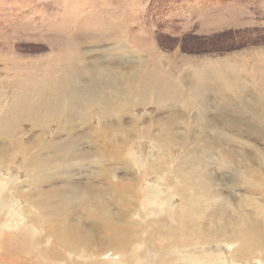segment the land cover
Returning a JSON list of instances; mask_svg holds the SVG:
<instances>
[{
	"label": "bare ground",
	"instance_id": "obj_1",
	"mask_svg": "<svg viewBox=\"0 0 264 264\" xmlns=\"http://www.w3.org/2000/svg\"><path fill=\"white\" fill-rule=\"evenodd\" d=\"M55 37L57 39L49 41L50 44H55L57 40L59 43L63 38L59 34H56ZM63 44L66 46L65 43ZM125 44L128 45L126 42ZM54 46L56 47L57 45L55 44ZM51 47L55 49L53 46ZM97 59L92 61L96 63L95 66H99ZM99 67H96L95 71L93 70V74L90 75L93 78L90 79L97 84H106L105 76L110 86L122 85L124 88L129 86V90H126V94L124 95L126 97L125 101L129 105L133 103L134 98L137 103L147 104L157 102L158 104H163V102L159 101L163 96L171 97L173 100L174 96L180 95L176 89L164 91L163 88L160 89L159 87L158 92H156L153 86H147L143 83L142 85H134V80L138 81L143 76V74L140 75L141 73H139L137 67L129 66L131 71L120 73L119 76L118 74H112L111 71L114 68L102 70L103 68L99 69ZM224 70L230 71L233 76L236 73V68L233 67H223ZM223 71L213 72L209 77L203 76V74L199 78L195 77L203 87L211 88V96L218 102L215 104V107L213 106L216 116H219L217 118H215L216 116L213 117L215 121L207 115V110L211 111V103L208 102V104L207 98H203L200 108L198 107L193 112L188 107H185L184 110L171 109L175 111L170 112L177 115H174L167 123L164 124L160 121L143 126L149 128L150 131H146L145 133L148 134L149 140L156 144L154 148L158 150L159 154L151 160L145 159V161H142V170H139V173H136V171L140 168V164H138L140 161H135L134 155L130 158L128 154L126 158L127 164L124 165L128 170L130 167H135L134 171L136 175L132 176L133 170L132 172H125L127 174L125 175V179L129 177L132 181L126 179L120 182L121 180L112 181L111 178L107 179V174L110 175L107 168L109 164L106 161L104 164V159L99 153L95 155L90 153L89 147L93 148L92 143H96L98 139L94 137L93 129L92 131L88 130V128L91 129V126L94 129L97 127V130H99L102 127L101 125L105 124V120L99 114H94L92 109L91 112L89 110L92 113V117L90 118L89 116L88 120L85 119L86 117L81 113L83 110L80 109L82 110L81 112L77 111L76 107L72 104L78 101V99L73 101V97H69L70 94H68L67 90L65 91L66 88L60 89L58 88L60 86H55L56 83L47 84L49 86H47V90L46 87L44 88L45 93H43V90H40L36 86L34 87V93L37 97L35 100H31L28 104L25 103V105H23L24 103L16 104L15 102L8 104L6 111L10 113L17 110L14 113L17 117L20 115L18 118H22L19 119L20 122L16 120L14 126L5 121V119L0 122V137H2L0 139V170L17 164L16 161L18 160V165L22 167L21 169L25 168L28 176L33 175V177H30L31 179H28V188L21 192L17 191L16 186L10 187L12 180H9L8 177L0 178L1 219L4 216L3 221L0 219V225L2 226L0 236L7 231L6 229L10 230V227L11 229L15 227L19 219L23 218V214H26L24 219L29 224L28 229H25L27 240L25 239L26 237L12 236V234L6 237L9 239V242H11V239H14L19 244L18 247H14L15 242H11V247L7 251L8 254L14 256L20 250L27 249L29 245L32 248L37 247L36 242L50 239L52 242L44 252V255L50 256L52 260H59L60 257H63L64 260L62 262L64 264H106L109 260L107 259V261L105 257L109 258L110 256L112 257L110 261L113 260V264H145L143 259L147 258L148 253L157 250H166V253L171 256L172 254H177L176 260L180 264H257V258L264 264V185H262L264 183V153H261L260 149L251 145V143H234L235 140L240 138L238 134H245V132H241V128L246 131V134L247 131H253L252 133L256 137L264 139L263 96H259L260 94L258 95L255 91L252 92L253 89L252 91L248 89L246 92L243 91L240 95L234 96L236 95L235 93L233 95L229 92L231 87L226 85L227 81H222V78L225 77ZM85 72L84 74L89 76L90 73L88 74L86 70ZM105 72L107 73L106 75ZM160 79L163 80V78ZM173 82L172 84H174ZM72 83H75V81L73 82L72 80ZM167 86L169 85L167 84ZM100 90L99 88L96 89L99 93L105 92L108 94V92L113 91L121 93L120 87L113 91ZM124 91L122 90V92ZM91 93L97 94L95 92ZM93 96H88V93H85L76 103L82 102L86 106L91 107L96 105L99 111H104V108L108 106L101 104L97 95L96 97ZM247 97L249 99H246ZM187 102L189 101L187 100ZM80 103L79 105L81 106ZM88 106L86 108H89ZM230 112L236 114L246 113L248 117L244 119L241 116L233 114L232 117L235 123H232L231 126L227 124V126L225 124L227 122L226 116L228 113L231 115ZM104 114L106 113L104 112ZM74 115L85 119L81 122V124L86 126L84 130L82 129L81 135H83V139L86 142L90 143L87 144L88 148L83 149V152H87L84 155L86 156L84 158L86 165L88 163L96 165V170L90 171L84 177L85 181L80 182L74 181V176H66L65 174L67 171L72 170L73 163H78L83 158V154H81L82 156L75 154L73 146L78 144V141L75 139V135L70 134L71 131L66 129L65 120L61 119H69L74 117ZM121 116L123 115L119 114L115 119H119ZM177 118H180V123L185 125L179 127ZM187 118H191L195 126L187 125ZM118 119L114 120V122L113 119H110L108 123V127L110 124V128L104 129L106 131L109 130L108 136L110 134L109 137H104L106 140L109 139L113 140V143L118 142L122 144H119L121 145L119 147L114 146L109 148L110 144L107 142L105 147H108L106 149L109 151L107 152L108 156H111V162L112 160L116 162L123 159L119 153H114V151L120 150L123 146L126 147L135 129L134 135L136 137L134 141L138 140L142 133V126L138 125V128L137 126L134 128L129 127L130 129L125 127L124 129L123 126H120V120L118 121ZM25 121H30L31 125L34 124L31 126V131L28 134L20 130L22 122ZM133 121L136 124L134 119H132ZM93 122L97 123L94 124ZM224 124L227 127H232L231 135L222 131ZM51 125H55L53 135L59 134L63 129L67 130L66 135L58 142H53L55 140L53 138H47V134L48 136L52 134ZM154 126H156L157 132L154 131ZM35 128L36 130L34 131ZM179 128H182L183 131H180ZM194 130H198L197 135ZM227 130L229 129L227 128ZM194 134L195 136H193ZM233 134L236 137H232ZM23 135H26V138L28 136V139L26 140ZM199 136L203 139L207 137V141L209 139L211 141L204 143L203 139L201 140ZM106 140L103 143H106ZM134 141L130 140L128 144L131 145ZM170 146H179L182 150L176 167L173 166L172 160L167 155L162 154V150ZM71 151L72 153H70ZM213 153H215L216 157L213 156ZM131 163H133L132 166ZM212 163L213 165H218L220 171L221 166L224 168L225 173L221 175L222 173L220 172L221 178H218L217 173L215 174L210 169H207V166H212ZM102 164L106 168H103ZM202 164L205 166L204 169H202ZM99 173H105V175L98 176ZM151 173L157 174V177L163 178L168 183L173 180L168 174L175 175L174 180L178 184L170 189L172 190L170 197L173 208L165 211L163 208L164 202L158 203L157 200H155V205L152 206L155 208L154 215L157 217L165 214L169 217V219L167 217L165 219L174 221L171 225L167 226L161 220L142 221L143 223H141L133 217L135 216V211L139 209L142 202L148 197L146 192L141 193L140 185L133 180L138 179L139 182L140 180H144V177L147 178ZM138 175L141 177L137 178ZM97 176L101 179L95 185L91 181L94 180L92 178H96ZM214 179L218 181L215 190L211 187ZM156 188L158 187L155 186ZM156 191L155 193H158ZM16 193L20 194L17 196L23 202L20 215L15 211L16 206L18 204L20 206L21 204L19 202L20 199L14 198L16 196L14 194ZM175 196L180 199L178 205L174 203ZM259 197L263 201L258 200L257 198ZM7 200L8 202H6ZM113 208L116 210H110ZM201 214L202 220L200 218ZM50 216H53L55 219H51ZM151 226L159 228L157 235L150 233L138 235ZM40 230L43 231V236L37 235ZM151 243L154 244V250L148 246ZM176 244H181V246H176ZM132 245L141 247L140 252L135 248L136 259L134 261H125L124 257V259L118 258V256H126L128 249ZM221 246L226 247V249L229 247L230 260L224 255V249L218 248ZM2 250L10 263L16 264L14 257L7 255L4 247ZM66 255L76 257V259L68 261ZM143 256L146 257L144 258ZM0 260H3L2 255H0Z\"/></svg>",
	"mask_w": 264,
	"mask_h": 264
},
{
	"label": "rangeland",
	"instance_id": "obj_2",
	"mask_svg": "<svg viewBox=\"0 0 264 264\" xmlns=\"http://www.w3.org/2000/svg\"><path fill=\"white\" fill-rule=\"evenodd\" d=\"M159 1L160 0H0V122L5 119V121L14 126L15 121L21 119L22 117L18 118L20 115L17 117L15 114L17 110H14L15 113L14 111L8 113L6 111L8 104L15 102L16 104L24 103L23 105H25V103L28 104L31 100H35L37 97L34 93V87L36 86L39 87L40 90H43V93H45L44 88L46 87L47 90V86H49L47 84L56 83L55 86H60L58 88H66L65 91H68V94H70L69 97H73V101H76L77 99L79 101L85 93H88V96L94 95L96 97L97 95L100 103L108 106L104 108V111H99L96 105L92 107L87 105L89 108H86V104L82 102H79L81 104L80 106L79 103H76L78 101L73 102L72 104L76 107L77 111L79 110V112H81L83 110L81 113L84 114L86 117L85 119L87 120L89 116L90 118L92 117V113H90L91 109L92 112L94 111V114H99V116L105 120V124H100L102 127L104 125V127L102 128L100 126L101 128H99V130H97V127L94 129L92 126L91 129L88 128L89 131H92L93 129L94 137H97L98 139L96 143H92L93 148L89 147L90 153H93V155L99 153V155L104 159V164L105 161L109 164L107 168L111 172L107 170L108 173H110V175L107 174V179L111 178L112 181L121 180L120 182H123L126 179L128 181H132L129 177L125 179V175H127L125 172H132L133 170L132 176L134 177L136 175L134 171L135 167H130L128 170L125 166L127 164L126 158L128 157V154L130 155V158L134 155L135 161H140L138 162V164H140V168L137 169L136 173H139V170H142V161H145V159L151 160L159 154L158 150L154 148L156 147V144L150 141L148 138L149 136H147L148 134L145 133L146 131H150L149 128L143 127L144 125H149V123L151 124L152 122L158 123L160 121L164 124L167 123L172 117H174V115H177L176 113L174 114L170 112L175 111L171 109L177 108L178 110H184L185 107H188L191 109V112H193L198 107L200 108L201 100L203 98H207V103H211L212 108L211 111L207 110V115L215 121L213 117L216 116V112H214L213 108L218 102L211 96V88L205 86L203 87L199 80H196L195 77L199 78L202 74L203 76L209 77L213 72H217L219 70L223 71V67L236 68L234 76L230 73V71H223L225 77L222 78V81H227L226 85L231 87L229 92L233 95L235 93L236 95L234 96H238L243 91L246 92L248 89L252 91L253 89L252 92L255 91L258 95L260 94L259 96H263L264 101V0H238L236 8L234 9L235 23H233L231 27L222 31H216L209 35H202L197 30H193L189 33V35L188 32H186L182 39L176 37L171 39L168 43V47L166 45L156 44V33L158 27L160 29L164 27L161 22L162 17L165 20L172 18V8L169 5L171 3H168L167 5L164 4L162 7L159 6ZM230 1L232 0H222L221 2L222 5L225 6L226 13L231 12ZM195 4L196 0H193L189 16L191 17L190 20L193 23V26L197 28L201 21L205 23L213 17L211 13L213 0L198 1L201 13H198V4ZM157 16L160 17V23H158ZM178 19L180 18H175V20ZM55 33L63 36L59 42L60 44L58 43V40L55 41V44L57 45L56 47L54 46L55 44L49 43V41L51 42V40L57 39V37H55ZM125 42L128 43V45L125 44ZM63 43H65L66 46ZM176 43L180 47L179 53H168L170 49L169 47L174 46ZM51 46L55 49H52ZM71 53L73 56L70 55ZM95 59L98 60L100 67L98 65L95 66L96 63L92 62ZM129 66L137 67L139 73H141L140 75L143 74V76H141L138 80L139 82L134 80V85H142L143 83L147 86H153L156 92H158L159 87L160 89L163 88L164 91L176 89L179 91L178 93H180V95L177 94V96H174L173 100L171 97L163 96L159 100L163 102V104H158L157 102L147 104L140 102L137 103L134 98L133 103L129 105L125 101L126 97L124 96L126 94V90H129V86L125 88L122 85L110 86L109 81L105 76L104 79L106 84H97L95 81L91 80L93 77H90V75L93 74V70L95 71L97 69L96 67H99V69L103 68L102 70H110L114 68V71H111L112 74H118L119 76L120 73L131 71ZM90 68L92 69L90 70ZM85 70L88 74L90 73L89 76L84 74L86 73ZM106 74L107 73L105 72V75ZM73 77L75 78L73 79ZM160 78H163V80ZM72 80L73 82L75 81V83H72ZM172 82L174 84H172ZM210 82L208 83L210 84ZM167 84L169 86H167ZM62 85L65 87H62ZM119 87L121 89L120 94L113 91L117 90ZM68 88L71 90V93ZM90 88H92L91 91ZM97 88L101 89L100 91L113 92H108L109 95L105 92L99 93L96 91ZM122 90L125 91L122 92ZM91 92H95L97 94ZM103 93L105 94L103 95ZM72 94L74 95L72 96ZM178 96H180L179 99ZM109 99L111 100L109 101ZM246 99L249 98L247 97ZM187 100L189 102H187ZM262 105L264 107V103H262ZM111 110L114 111L112 112ZM104 112L106 114H104ZM230 113L231 115L228 113L226 116V121L228 123L225 121V124H228L229 126H231L232 123H235L234 118L232 117L233 114L241 116L244 119H247L248 117L246 113H241L242 115L240 113ZM119 114L123 115L119 119L116 118L118 121L120 120V126H123L124 129L125 127L130 129L131 127L134 128L136 126L138 128V125L142 126L143 134H140L142 138L140 137L138 140L134 141L136 137L134 135L136 129L134 132L131 131L132 137L130 140L134 142L129 145L128 143H130V140H128L126 147L123 146L121 149L118 148L120 150L114 151V153H119L123 159L119 160L120 162H115L113 160L111 162V156H108L109 154L107 152L109 151L106 149L108 147H105L107 142L110 144L109 148L114 146L119 147L122 144L118 142L113 143V140H106L110 134L108 136L107 133L109 130L106 131L104 129L110 128V124L108 127L110 119H113L114 122V120H116L115 117H118ZM34 117L37 118L38 116ZM80 117L74 115V117L69 119L61 118L66 122V129L70 130V134H74L75 139L78 141V144L73 146L75 154L80 156L83 154L82 160L78 163H73L72 170L65 173L66 176H74V181L77 180L78 182L85 181L84 177L88 175L90 171L96 170V165L94 166L91 163L86 165V160L84 159L86 157L84 155L87 152H83V149L88 148L87 144L90 143L86 142V140L83 139V135H81L86 126L81 124V122L85 119ZM217 117L219 116H216L215 118ZM132 119L136 121V124L134 121L132 122ZM177 119L179 127L185 125L180 123V118ZM229 120L231 121L229 122ZM186 122L189 126H195V123L191 118H187ZM30 123V121L22 122L20 130H23L25 134H28L31 131V126L34 125H31ZM93 123L96 124L97 122ZM70 124L71 126H69ZM225 124L223 125V130L222 128L221 130L231 135L230 132L233 130L232 127H227L228 125L225 126ZM50 128L52 134L50 136L47 134V138L55 139L53 142L60 141L67 133V130L63 129L59 134L53 135L55 125H51ZM155 128L156 126H154V131L157 132ZM227 128L229 130H227ZM35 130L36 128L34 131ZM179 130L183 131L182 128H179ZM194 131H196L195 134L197 135L198 130ZM218 131H220V129H218ZM241 132H245V134H238L240 135V138L235 140L234 143H251V145L259 148L261 153H264V139L256 137L252 133L253 131H247L246 134V131L241 128ZM97 133L103 135H98ZM70 134H68V136H70ZM195 134L193 136H195ZM23 136H25L26 140L28 139V136L27 138L26 135ZM199 137L201 140L203 139L201 136ZM232 137L236 136L233 134ZM1 138L2 137H0V139ZM204 138L205 139L202 140L204 143H209L211 141V139L207 141V137ZM104 140H106V143H103ZM181 151L182 150L179 146H170L165 147L162 150V154L167 155V157L172 160L173 166L176 167ZM70 153H72V151ZM213 156L216 157L215 153H213ZM16 163L17 164L4 168V170L1 169L0 171L2 172H0V175L2 176L0 178L8 177L9 180H12L10 187L16 186L17 191L21 192L22 190L28 188V179H31L30 177H33V175L28 176L25 168L21 169L22 167L18 165V160ZM132 165L133 163H131V166ZM102 166L103 168H106L103 164ZM110 166H114V168H110ZM204 168L205 166L203 165L202 169ZM207 169H210L215 174L217 173L216 175H218V178H221V175L225 173L222 166L220 171L219 166L216 164L213 165V163L212 166H207ZM220 172L222 173L221 175ZM171 173L168 174L169 177L173 178L170 183L165 181L163 178L160 179V177H157V174L153 173H151L147 178L144 177V180H140V183L138 182V179L133 180L135 183L140 185L141 193L146 192L148 195L144 202H142L139 209L135 211V216H133L135 219H138L139 222L143 223L161 220L167 224V226L174 222L165 219V217H167L165 214H161L157 216V218L154 215L155 208L152 207L155 205V200H157L158 203L164 202L163 208L165 211L173 208L172 199L170 197V194L172 195V190L170 189L178 183L174 180L175 175ZM101 175H105V173H99L98 176ZM97 177L92 178L95 181H91L95 185L98 184L97 181H100L101 179ZM140 177L141 176L138 175L137 178ZM217 182L218 181L214 179V183L211 186L213 190H215ZM262 185H264V183ZM155 186L158 188L155 189ZM155 190H157L158 193H155ZM4 195H6V193H4ZM14 195H16L14 196V198L16 197L15 199H20L19 196H17L20 194L16 193ZM4 198H6V196H4ZM257 199L263 201L261 197ZM6 202H8V200ZM19 202L21 203L20 206L18 204V207L16 206L15 208L18 215H20V209L22 208L21 205H23L21 199ZM179 202L180 199L175 196L174 203L178 205ZM110 210L115 211L116 209L113 208ZM25 217L26 214H23V218L19 219V222L16 223L15 227L12 229L10 227V230L6 229L7 231L0 236V255L3 257V260H0V264H11L2 250L3 247L7 252L8 248L11 247V242H15L14 247L19 246L18 242L14 239H11V242H9V239L6 238L9 234H12V236L17 235L24 238L26 237L25 239L27 240V233L25 229H28L29 224L25 221ZM50 218L53 220L55 219L53 216H50ZM167 218L169 219V217ZM200 218L202 220V214ZM3 220L4 216L1 221ZM1 228L2 226L0 225V229ZM158 231L159 228L151 226L138 235L141 236L148 233L157 235ZM42 232V230L38 231L37 235L43 236ZM161 237L163 238V236ZM51 242L52 241L50 239L41 240L40 242H36L37 247L32 248L29 245L27 249L20 250L18 253L14 254V256L8 254V252L7 255H10L11 257L13 256L16 264H64V262H62L64 260L63 257H60L59 260H52L50 256L44 255V252L49 248ZM28 243L30 244V242ZM178 245L181 246V244H176V246ZM148 246L150 249L154 250V244L151 243L148 244ZM135 248L137 251L141 249L140 246L137 247V245H132L131 248L128 249V254L126 256H118V258H125V261H134V259H136ZM218 248L224 249V255L228 260H230L229 247H227L228 250L224 246ZM176 256L177 254H172V256L170 254L168 255L166 250H157L152 251V253L149 252L147 258L143 260L145 264H180L176 260ZM66 257L68 261L76 259V257L70 255H66ZM143 257L145 258L146 256ZM105 258L106 260H109H107L108 263L106 264H113V260L110 261L112 259L111 256L109 258ZM257 264H262L258 258Z\"/></svg>",
	"mask_w": 264,
	"mask_h": 264
},
{
	"label": "crops",
	"instance_id": "obj_3",
	"mask_svg": "<svg viewBox=\"0 0 264 264\" xmlns=\"http://www.w3.org/2000/svg\"><path fill=\"white\" fill-rule=\"evenodd\" d=\"M192 1L193 0H160L158 5L159 6H163L164 4H169L172 8L171 10V19H164L162 17L161 22L164 25L163 28H157V33H156V44L157 45H166L168 47V43L171 39L173 38H179L182 39L186 32H188V35L190 32H192L193 30H197L200 34L202 35H209L211 33H214L216 31H222L225 30L229 27L232 26L235 19V8L237 5V1L238 0H232L229 3L231 4V12L226 13L225 11V6L222 5V0H213V4H212V15L213 17L207 21V22H203L201 21L200 25L196 28L193 26V23L190 20V16L189 13L190 8L192 6ZM199 0H196V4H198ZM201 3V2H200ZM199 3V4H200ZM199 4L197 6V11L198 13H201V11L199 10ZM158 6V7H159ZM176 17H179L180 19L175 20ZM184 17V18H181ZM158 19V23L160 20V17L157 16ZM194 28V29H193ZM161 33V34H160ZM183 47V46H182ZM181 47V48H182ZM169 51L168 53H172V54H178L179 53V46L177 45V43L172 46L169 47Z\"/></svg>",
	"mask_w": 264,
	"mask_h": 264
}]
</instances>
